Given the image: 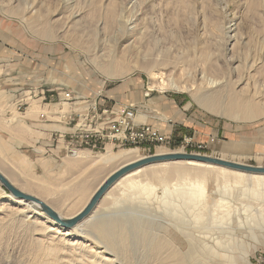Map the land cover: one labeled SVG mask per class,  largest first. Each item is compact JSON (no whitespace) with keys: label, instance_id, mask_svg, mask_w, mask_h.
Returning <instances> with one entry per match:
<instances>
[{"label":"rangeland","instance_id":"rangeland-1","mask_svg":"<svg viewBox=\"0 0 264 264\" xmlns=\"http://www.w3.org/2000/svg\"><path fill=\"white\" fill-rule=\"evenodd\" d=\"M51 1L52 0H19L14 2L13 5H18L20 11L12 12L11 15L3 12L2 4L0 3V94H2L0 96V110L12 111L14 109L12 105L16 103L15 106L18 105L22 111L29 106L31 109L37 110V113L40 114L45 112L42 111V109L49 107L52 109L51 112L55 113L51 115V119L59 121L60 118L59 113H56L57 111L63 110L60 113H66L78 110V108H84L88 106V104L94 103V101L100 109L110 108L114 106L115 101H122L119 93H121L123 86L125 84L133 85L138 92L134 98L135 103L131 102L130 105L126 106L135 108L137 116L140 112L144 111L141 98L144 99L146 104H151V109L153 110L147 114L153 116L156 113L158 99L165 97L169 101L176 103L188 119L198 116L205 120L208 119L213 123H218V128H213L212 132L214 135H211L212 138L218 140V146H212L209 141L203 142L197 140L193 137V132L190 131V133H184V136L181 138L168 137L166 133L161 132L168 138V142L167 144L159 146L143 145L126 148L117 147L111 143L112 145H107L104 150L100 149L102 145L100 146V144H97L94 150L92 149L94 146L93 143L78 145L73 142L76 141L75 138H70L69 134L71 133H68L70 132L68 129L76 125V118L73 116L74 119L72 118L71 125H62L65 127L64 131H52L51 133V143L53 145L52 153H56L54 149L57 147H61L63 150L61 162H55L52 167H46V156H44V151L41 148H37L39 155H37L31 163L28 162L25 165H18L17 161L6 160L5 169L12 173L14 177L13 179L9 178L10 181L13 182V187L22 189L20 184H26L30 187L48 190L49 186H51L55 194H60L63 188L66 187L65 185L71 184L73 180L79 179L80 177V175L77 177L80 169L76 170L74 175L70 176L65 173V175L62 176L65 162L73 158V156L67 152L69 146H74L81 151H88L94 158L99 154H104L107 150L118 153L120 151L133 149L139 152L141 156L140 159L154 155L158 156V152L161 151L164 152V154L181 153L205 157L210 156L236 164L240 163L253 167H264V116L253 122L229 120L220 114L206 111L191 92H177L173 90L161 94L157 91L144 97L142 94L148 93L147 85L150 82L149 77L145 73L134 72L124 79H108L97 70V65H94L91 58L89 59L86 57L87 48L94 46L103 52L105 47L112 44L116 39L124 36V21L128 15L121 6L124 0H113L115 3L110 4L107 9V16L105 17H103V15L106 14L104 13L105 11H100L98 6L100 0H73V2H66L67 5L69 4L68 6H64L62 2L58 5L54 2L55 0L52 1L54 3L52 5L50 4ZM151 2H154V11L148 8V6H145L143 7L145 13L142 17L145 19L154 17V20H157L161 25L159 37L164 39L167 47L172 48L170 53L171 64H174L175 68L177 67V76H179V70L184 71L183 75L179 76V79L183 80L186 77L185 74L190 72L193 74L192 81L203 86V88H205L204 86L207 85L210 79H214L221 84H225L228 81H230V83L236 81V76L235 74L232 75L227 62L231 55L224 54L226 40L223 38L220 31V28L223 26L224 29L227 27H234L232 29H235L237 27L236 30H239V35L242 37V40L239 42V46L241 45V47H236L237 49L234 52V59L236 60L234 67L238 65L239 69H241L238 76L241 74L246 75L248 73L246 67H248L253 60L260 57L262 48L264 47V0H204L201 10H203L202 12L205 18L203 19V17H200L198 20L196 18V21L192 17L190 4L188 6L185 1L151 0ZM28 4H34V9L37 8L36 10L38 11L48 10L47 7L50 8V11H53L56 5H58L57 7H60L62 12L53 20L54 22H59L56 24L59 28L61 21L69 15L71 11L69 9L71 7L74 11L77 9L82 10L85 16L80 27L76 28L82 46L73 45V43L70 42V37H66L60 41H51L47 38H41L36 33V28L32 26V28L28 27L29 23H20L17 14H20V12L22 13V8L25 9ZM112 6L114 7L113 9H115V14L110 16V8ZM101 20L105 22L103 29L102 26L99 27L98 25ZM197 30L200 33V38H202L200 43H194L190 37L191 34ZM216 31L219 32L217 33ZM231 35L233 34H230V36ZM202 55L206 56L207 61L206 59L204 61L201 60L200 57ZM165 71L172 72L169 68ZM198 74L200 75L198 76ZM252 76L254 77L252 80L251 78L249 79V85L254 89L257 87V90H260V95L262 96L258 95L259 98L264 97V70H260L259 73H253ZM183 81L186 82V80ZM186 83L188 84L189 82ZM260 100L264 103V98ZM136 103L139 105H135ZM49 121L50 124L59 125L51 120ZM224 127L228 129V135L225 134L223 130ZM59 133H65L64 137L61 138ZM185 138H192L193 143L186 144L184 141ZM1 157L4 160L3 155H1ZM40 162L45 163V165H40ZM175 163L189 166L187 165L189 163ZM175 163L159 164L165 165ZM29 164L30 166H28ZM202 166L203 168L201 169L203 171V180L205 183L204 187L208 198L206 213L210 216L214 215V208L221 204L223 197H225V195L223 196L224 186L227 187L229 185L218 170H227L238 174L242 173L247 176L246 180H250L253 176L225 168ZM150 168V170L155 169V167ZM87 169V173L92 171L90 165L87 166ZM98 171V174L92 177V182H90L91 187L85 196L86 200L96 190L98 184L110 173L108 168ZM185 178L186 176L180 173L174 181H170L161 174H152L150 176V183L156 189L155 197L158 199L155 201V207L157 205L156 203H159V198L164 194L166 195L167 192L174 195L170 198L171 203L174 205L179 204V201L182 200V182ZM249 183L250 181H246L244 188V206L241 207L238 202L230 204V220L232 221L234 229L238 216L241 215L243 217L246 213L249 217H255L259 224H261V229L263 230L260 235L259 233L251 234V232H247L249 236L245 237L243 233H238L236 229L232 232L230 231L229 234H223L217 230V228L213 227L211 228V234H213L212 239L214 241L208 242V240H204L202 242L211 246L212 249H215L212 253H223V255H226V258L234 255L237 260L235 261L238 262V246L235 245V241L233 240H236V237L240 236L241 238V236H243L246 245H248L249 264H264V212L261 209V206L264 205L263 197L259 191L255 193L250 192L247 188L250 185ZM1 190H3V196L0 195V203H5L4 205H6L5 207H7L8 210L26 207L23 202L17 203L18 200L11 197V194L0 184V193ZM111 190H109V192ZM109 192L102 197L100 204L98 203L100 208L104 207H102L104 203L105 206L109 204L110 198L105 200ZM55 194L42 197V202L51 204ZM6 195H10V198ZM11 198L13 201L10 200ZM224 200L229 201L227 198ZM63 204L67 207L69 204L68 200H64ZM99 205L94 209L93 213H97ZM155 207L150 208V210H146V208L144 211L135 209L129 210L125 213L126 218L130 219L127 228L131 227L134 229L135 226L138 225L132 224V221L139 222L141 226H145L149 229V231L147 230L148 233L145 238L149 239L156 236L158 232L155 229H157V225L160 224L161 221L159 218V211L156 210V212L154 209ZM179 209H182V207L180 206ZM219 214L221 213H218V215ZM1 216L0 214V217ZM19 216L25 219L26 227L30 229L35 220L45 223L46 227L52 225L50 223L52 219L46 217L39 208L33 207V205L32 209H25L24 213H20ZM168 221H171V219L168 218ZM57 225V223L53 225L52 229H56ZM63 229L64 228L61 230L63 231ZM31 235L32 237L34 236V238H41V234L38 232H33ZM31 235L25 229H18V227L17 229L15 227L1 231L0 264H26L28 260L33 259V254L35 252L33 250L35 248L34 246L32 247L29 242ZM140 237L144 238L139 233L135 236V238L138 239ZM171 238L176 242H182L178 234L175 235V233H171ZM66 239L71 241L70 237ZM77 241L85 245L89 244L82 238ZM129 245L130 244L126 242V253L123 256H118L119 262L123 264H136L135 259L140 252L137 254L134 253V248H130ZM182 247L184 251L187 250V247H185L183 243ZM212 253L207 254L199 251L195 256L190 258L188 264H215L217 260ZM141 259L140 255L137 260L140 261ZM220 261L225 260L222 259ZM224 264H227V262H224ZM239 264H243V262H239Z\"/></svg>","mask_w":264,"mask_h":264},{"label":"bare ground","instance_id":"bare-ground-1","mask_svg":"<svg viewBox=\"0 0 264 264\" xmlns=\"http://www.w3.org/2000/svg\"><path fill=\"white\" fill-rule=\"evenodd\" d=\"M17 1L19 0H0L3 12L11 15L12 12L20 11L18 5H13ZM52 1L50 4L53 5ZM69 1L73 2V0H55L54 2L58 5L62 2L64 6H68L69 4L67 5V3ZM183 1L187 2L188 6L190 4L192 17L195 21L196 18L197 20L200 17L205 18L203 10H201L204 0ZM111 3L114 4L115 2L113 0H100L98 2L100 11H105L104 13H106L103 17L107 16V9ZM153 3L151 0H124L121 6L128 13L124 21V36L105 47L103 52L94 46L86 49V57L91 58L94 65H97V70L106 78L114 80L124 79L134 72L145 73L149 77L150 82L147 85L148 93L143 94L144 97L157 91L161 94L173 90L177 92H191L206 111L220 114L229 120L253 122L263 117L264 103L260 99L264 97L259 98V96H262L260 95V90L258 89V91L257 87L256 89L252 88L249 85V79L251 78L252 80L254 77L252 76L253 73H259L260 70H264V47L262 48L260 57L253 60L248 67L245 66L248 73L238 76L241 69H239L238 65L234 67L236 63L234 52L237 49L236 47L239 46L242 37L239 35V30H236L237 27L235 29H232L234 27L224 29L223 26L220 28V31L226 40L224 54L231 55L227 62L232 75L235 74L236 76V81L231 83L228 81L225 84H221L214 79H210L207 85L204 86L205 88H203V86L192 81L193 74L189 72L185 74L186 77L183 79L189 82L187 84L185 81L179 79V76L183 75L184 71L177 69L180 71L179 76H177V67L175 68V65L171 64L170 53L172 48L167 47L164 39L159 37L161 27L159 22L154 20V17L149 19L142 17L145 13L143 7L148 6V8L154 11L155 6ZM58 5H56L53 11H50L49 7H47L48 10L38 11L36 10L37 8L34 9V4H28L25 9L22 8L23 12L17 15L19 16L20 23H29L28 27L32 26L36 28V33L41 38L60 41L66 37H70V42L73 45L82 46L76 28L80 27L85 15H83L82 10L77 9L74 11L71 7L69 15L61 21L59 28L56 25L59 22L57 23L53 20L62 12L60 7H57ZM113 8V6L110 8V16L115 14V9ZM102 20L98 25L99 27L102 26L103 29L105 22ZM230 34L233 35L230 36ZM190 37L194 43H200L202 39L198 30L193 32ZM200 58L202 61L205 59L207 61L205 55H202ZM168 68L172 72L165 71ZM41 119H44L43 116ZM77 153L73 158L66 161L62 176L65 173L70 176L74 175L76 170L80 169L77 174V177L79 175L80 177L73 180L71 184L65 185L66 187L63 188L60 194H55L51 186H49L48 190H42L41 188L30 187L26 184H20V187H22L20 191L30 196H36L40 200L42 197L55 194L52 203L45 204L58 217L62 219H74L90 202L89 200L106 178L121 169V167L141 158L139 152L133 149L118 153L107 150L104 154H99L95 158L88 151L79 150ZM161 153L164 154V152H158V154ZM196 164L195 162L187 164L189 166L178 163L159 164L157 166H150L155 167L152 170H150V167H145L142 170L127 174L126 177L115 183L112 190L107 194L105 200L110 198L108 205L106 204L105 206L104 203L102 205L104 207L100 208L99 202L96 214L93 211L98 205L85 218L75 223L72 227H65L63 231L61 230V226L58 225L56 229H52V226L56 225L54 220H50L52 225L49 227H46V224L41 223L39 220L33 222L31 229L26 227L25 219L19 215L20 213H24L25 209H32V205L39 208L34 203H28L16 198L18 200L17 203L23 202L26 207L10 210L5 207V203H0V214L2 215L0 217V232L8 228L16 227L17 229L18 227V229L28 231L30 235L33 232L41 234V238L30 236L29 242L32 247L34 246L35 249L33 251L35 252L33 259L28 260L26 264H123L119 262L118 256L125 255L126 242L130 244V248H134V253L140 252L135 259L136 264H188L190 258L195 256L197 252L201 251L202 253L209 254L215 250L202 242L204 240H208V242L214 241L212 239L213 234H211V228L213 227L223 234H229L230 231L232 232L236 229L238 233H243L245 237L249 236L247 232H251V234L259 233L260 235L263 231L261 224H259L255 217H249L246 213L243 217L241 215L238 216L236 227L233 229L229 208L230 204H234L235 202H238L241 207L244 206L246 181H250V185L247 187L249 191L253 193L259 191L264 203V176L255 175L250 180H246L247 176L242 173L238 174L227 170H218L229 185L227 187L224 186L223 196L225 195V197H223L221 204L214 208V215L210 216L206 213L208 198L201 169L203 166ZM88 165L92 169L90 173H87ZM107 168L110 170V173L98 184L96 190L86 200L85 196L91 187L90 182H92V177L98 174V170ZM180 173L186 176L182 182V200L179 201V204H172L170 198L174 195L167 192L166 195L164 194L159 198V203H156L155 207V201L158 199L155 197L156 189L150 183V176L152 174H161L168 180L174 181ZM11 185L13 186V184ZM2 194L3 190H1L0 195ZM6 196L10 198V195ZM11 197H13L12 194ZM225 198L229 201L224 200ZM10 200L13 201L12 198ZM64 200H68L69 202L67 207L63 204ZM180 206L182 209H179ZM152 207H155V211H159L161 221L157 225V229H155L158 232L156 236L149 239L145 238L149 229L141 226L139 222L132 220V224L138 226H135L134 229L131 227L127 228L130 219L126 218L125 213L133 209L144 211L147 208L146 210H150ZM261 207L264 212V205ZM217 212L221 214L218 215ZM168 218L171 221H168ZM137 233L141 234L145 239L142 237L139 239L135 238ZM171 233L178 234L182 242L172 240ZM67 237H70L71 241L66 239ZM81 238L85 239L89 244L78 243L77 240ZM244 239L243 236L241 238L239 236L236 237V240H233L235 241V245L238 246V262H236L237 260L234 255L226 258V255H223V253L218 254L216 252L212 253L217 260L215 264H224V262H227V264H239V262L249 264L248 245H246ZM182 243L187 247V250H183ZM140 255L142 259L139 261L137 258ZM222 259L225 261H220Z\"/></svg>","mask_w":264,"mask_h":264},{"label":"crops","instance_id":"crops-1","mask_svg":"<svg viewBox=\"0 0 264 264\" xmlns=\"http://www.w3.org/2000/svg\"><path fill=\"white\" fill-rule=\"evenodd\" d=\"M137 93L133 85L125 84L121 93H119L122 100L121 102L123 103L115 101L114 105L121 107L130 105L131 102H134ZM1 95L2 94H0V96ZM15 104L16 103L12 105V107H14L12 111L0 110V172L11 184H13V182L10 181L9 178L13 179L14 177L12 173L5 169V162L13 160L17 161L18 165H25L28 162L31 163V161L39 155L37 148H41L44 151V156H46V167H52L55 162H61L63 150L61 147H57L54 149L56 155L52 153L53 145L51 143V133L52 131L62 132L65 130V127L62 126L63 123L53 125L48 122V120H52L51 115L54 114L49 107L42 109V111L45 112L40 114L44 119L39 120L38 116L40 114L37 113V110L31 109V107L28 106L27 109L22 111L18 105L15 106ZM141 104H143L142 108L144 111L136 116L139 125L147 123L157 130L159 129L160 132L166 133V136L172 138H181L184 136V133H190V131H192L193 137L197 140L203 142L209 141L212 146H218V140L211 137V135H214L212 132L213 128L217 129L218 123H213L208 119L205 120L196 115V117L188 119L176 103L169 101L165 97L158 99L156 113L153 116L147 114L153 110L151 109V104H146L144 99ZM135 105L139 104L136 103ZM52 122L58 123L54 120H52ZM223 130L225 134H227L228 129L224 127ZM1 155H3L4 160ZM40 163L42 166L45 165L43 162ZM28 166H30V164Z\"/></svg>","mask_w":264,"mask_h":264},{"label":"built area","instance_id":"built-area-1","mask_svg":"<svg viewBox=\"0 0 264 264\" xmlns=\"http://www.w3.org/2000/svg\"><path fill=\"white\" fill-rule=\"evenodd\" d=\"M63 111V110H62ZM59 113L58 124L71 125L76 118V125L68 129L70 138L76 144L88 145L93 143L92 149H96L97 144L102 145V150L111 143L117 147H138L143 145L159 146L167 144L168 138L160 130L148 124L139 125L136 119V110L131 106H111L110 108H98L95 101L84 108L78 110ZM74 116V118H73ZM42 115L38 116L40 120ZM73 118V119H72ZM52 121V120H51ZM48 122H50L48 120ZM56 123V122H55ZM67 133V132H65ZM65 133H59L61 138ZM185 143H193L192 138H185ZM80 150V149H79ZM78 149L69 146L68 154L72 156L78 154Z\"/></svg>","mask_w":264,"mask_h":264},{"label":"water","instance_id":"water-1","mask_svg":"<svg viewBox=\"0 0 264 264\" xmlns=\"http://www.w3.org/2000/svg\"><path fill=\"white\" fill-rule=\"evenodd\" d=\"M175 162H183V163H191L195 162L204 166H213L217 168H225L228 170L243 172L249 175H263L264 176V167L258 166H248L243 164H236L230 161L221 160L217 158H213L210 156H200V155H187L181 153L175 154H159L158 156H150L144 157L143 159L137 160L135 162H131L116 172L112 173L108 178H106L96 190V193L89 200L90 202L86 205V207L80 212L79 215L74 219H62L56 215V213L47 206L40 199L35 196H30L17 188L13 187L8 180L0 173V184L5 187V189L12 194V196L16 199H21L28 203L36 204L40 211L46 215V217L54 220L59 226L65 229V227H72L75 223L79 222L83 218H85L100 202L102 197L112 189L115 183H117L122 178L126 177L127 174L142 170L144 167L150 165H159V163H175Z\"/></svg>","mask_w":264,"mask_h":264}]
</instances>
